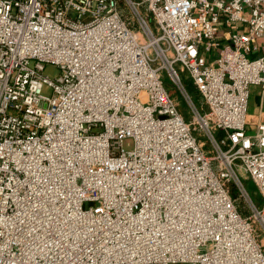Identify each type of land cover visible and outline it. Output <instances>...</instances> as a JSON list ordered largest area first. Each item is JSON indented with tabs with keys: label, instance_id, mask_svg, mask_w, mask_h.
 I'll return each mask as SVG.
<instances>
[{
	"label": "built area",
	"instance_id": "built-area-1",
	"mask_svg": "<svg viewBox=\"0 0 264 264\" xmlns=\"http://www.w3.org/2000/svg\"><path fill=\"white\" fill-rule=\"evenodd\" d=\"M0 264H264V0H0Z\"/></svg>",
	"mask_w": 264,
	"mask_h": 264
},
{
	"label": "rangeland",
	"instance_id": "rangeland-1",
	"mask_svg": "<svg viewBox=\"0 0 264 264\" xmlns=\"http://www.w3.org/2000/svg\"><path fill=\"white\" fill-rule=\"evenodd\" d=\"M151 23H152V20H151ZM45 73L50 75V76H54L55 74L58 73V68L54 64L48 63L45 66ZM182 78L186 82L187 88H188L189 92L192 94L194 100L196 101L197 104H199L200 95H199L198 91L194 88L192 83L190 82L188 72L182 73ZM164 81H165L167 88H169L170 90L173 89L172 88V82L170 81L166 72L164 73ZM174 95H176V97L181 102V106H180L181 111L186 114L188 111V108L186 106V103L183 101L182 96L180 94H177L176 92H174ZM260 100H261V88L259 86L251 87L250 101H249V120L252 123L257 118ZM253 131H254V126H252V129H251V132H253ZM244 183H245L246 188L248 189V191L252 195L253 199L255 200V202L259 206H261L262 200H261V197H260L258 190L256 189L254 183L250 179H244Z\"/></svg>",
	"mask_w": 264,
	"mask_h": 264
},
{
	"label": "trees",
	"instance_id": "trees-1",
	"mask_svg": "<svg viewBox=\"0 0 264 264\" xmlns=\"http://www.w3.org/2000/svg\"><path fill=\"white\" fill-rule=\"evenodd\" d=\"M240 207H241V209H242V213H243V214H246V213H247V210H246V208L244 207V203L241 202Z\"/></svg>",
	"mask_w": 264,
	"mask_h": 264
}]
</instances>
